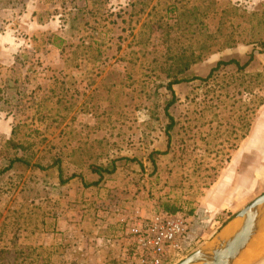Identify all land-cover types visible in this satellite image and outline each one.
<instances>
[{
  "label": "rangeland",
  "instance_id": "rangeland-1",
  "mask_svg": "<svg viewBox=\"0 0 264 264\" xmlns=\"http://www.w3.org/2000/svg\"><path fill=\"white\" fill-rule=\"evenodd\" d=\"M6 31L0 264H136L127 210L191 217L178 264L264 193V0H0Z\"/></svg>",
  "mask_w": 264,
  "mask_h": 264
},
{
  "label": "built area",
  "instance_id": "built-area-1",
  "mask_svg": "<svg viewBox=\"0 0 264 264\" xmlns=\"http://www.w3.org/2000/svg\"><path fill=\"white\" fill-rule=\"evenodd\" d=\"M119 223L129 236V249L136 264H167L189 252L194 240L191 217L185 212L161 210L146 215L126 211Z\"/></svg>",
  "mask_w": 264,
  "mask_h": 264
},
{
  "label": "water",
  "instance_id": "water-1",
  "mask_svg": "<svg viewBox=\"0 0 264 264\" xmlns=\"http://www.w3.org/2000/svg\"><path fill=\"white\" fill-rule=\"evenodd\" d=\"M232 227L231 231H228ZM264 244V193L244 207L219 234L178 264H239Z\"/></svg>",
  "mask_w": 264,
  "mask_h": 264
},
{
  "label": "trees",
  "instance_id": "trees-1",
  "mask_svg": "<svg viewBox=\"0 0 264 264\" xmlns=\"http://www.w3.org/2000/svg\"><path fill=\"white\" fill-rule=\"evenodd\" d=\"M253 58H254V53H252V55L250 56V59H249L244 65H242V66H240L239 62H237L236 60L219 61V62L217 63V65H216L214 68H212V70H211L209 76H211L216 70H218V69H219L221 66H223V65L236 64L237 66H239V67H241V68L243 69V68L247 67V66L252 62ZM188 66H189V65H187L185 68H180V69L178 70L177 74H175V76H173L174 79L171 80V81L168 83V89L170 90V92H171V94H172V98L168 101V103H167V105H166V107H165L166 113H167V115H168V117H169V119H170V121H171L170 124L168 125L167 131H169V130L173 127V125H174V118L171 116V114H170V112H169L171 106L174 105V103L177 101L176 93H175V90H174L173 86H174L175 84L181 83V82H183V81H189V80H186V78H179V77H178V74H179V73H183L184 71H186V70L188 69ZM194 79H196V78H194ZM167 133H168V132H167ZM168 135H169V134H168ZM16 161H22V158H15L14 160H12L11 164H10L8 167H6V168L0 170V176H1L2 174H4L5 172H7L8 170H10V168L12 167V165H13ZM107 171H108L107 168H102V167H98V168L95 169V172L98 173V174H100L101 177H102V176L104 175V173L107 172ZM99 181H100V180H99ZM98 183H99V182H98ZM98 183H97V184H98ZM169 212L175 213V212H178V211L170 210Z\"/></svg>",
  "mask_w": 264,
  "mask_h": 264
},
{
  "label": "crops",
  "instance_id": "crops-1",
  "mask_svg": "<svg viewBox=\"0 0 264 264\" xmlns=\"http://www.w3.org/2000/svg\"><path fill=\"white\" fill-rule=\"evenodd\" d=\"M8 31H6V33H3V34H5V36H3V34H1V36H0V38L1 39H6V37L8 36V33H7ZM2 42H4L5 43V41H1L0 42V46H2L4 49L6 48V44H3L2 45ZM8 50V49H7ZM4 51V50H3ZM6 51V50H5ZM251 138H249V140H250ZM71 220V222H73V219L71 218L70 219ZM82 224L79 222V225H78V227L79 226H81ZM72 226H74V224L72 223V224H69L68 225V227H67V231L69 232V233H73L72 231H73V227ZM60 229V228H59ZM80 229V230H79ZM79 229H77L78 230V232H79V234H81V235H79V237H81V238H84L83 237V235H86V233L84 232V230H83V232H82V228L80 227ZM60 230H62V229H60ZM96 249L94 250V248L92 249V250H94L96 253H97V255L98 254H100V251H99V249H97V247H95ZM123 250H124V248H123ZM122 254H123V251H122Z\"/></svg>",
  "mask_w": 264,
  "mask_h": 264
},
{
  "label": "bare ground",
  "instance_id": "bare-ground-1",
  "mask_svg": "<svg viewBox=\"0 0 264 264\" xmlns=\"http://www.w3.org/2000/svg\"><path fill=\"white\" fill-rule=\"evenodd\" d=\"M232 229H233V228L230 227L228 231H231ZM260 249H262V245L257 249V251H258V250L260 251ZM257 251H256V252H257ZM257 256H258V255H257Z\"/></svg>",
  "mask_w": 264,
  "mask_h": 264
}]
</instances>
